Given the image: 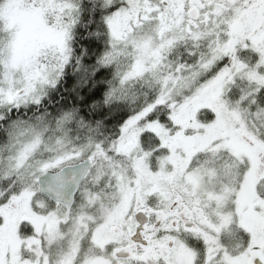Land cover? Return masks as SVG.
<instances>
[{
    "label": "snow or ice",
    "instance_id": "obj_1",
    "mask_svg": "<svg viewBox=\"0 0 264 264\" xmlns=\"http://www.w3.org/2000/svg\"><path fill=\"white\" fill-rule=\"evenodd\" d=\"M0 264H264V0H0Z\"/></svg>",
    "mask_w": 264,
    "mask_h": 264
}]
</instances>
